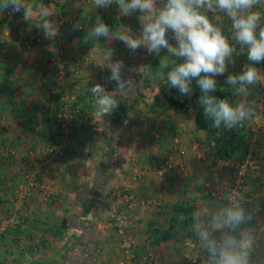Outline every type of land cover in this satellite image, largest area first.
Instances as JSON below:
<instances>
[{
  "label": "crops",
  "instance_id": "obj_1",
  "mask_svg": "<svg viewBox=\"0 0 264 264\" xmlns=\"http://www.w3.org/2000/svg\"><path fill=\"white\" fill-rule=\"evenodd\" d=\"M29 2L34 8L40 3L49 7L59 34L54 40L32 46V37L41 31L36 27L41 21L36 14L31 21L25 20L23 10L4 24L7 35L0 59V114H9L17 134L0 133V148L13 145L19 152L9 161H0V223L7 221L2 216L11 204L13 212L18 213L15 218H21V222L8 224L0 237V264H147L146 260L153 264H190L195 257L204 260L196 259L192 264H206L205 253L191 233L185 235L184 243L193 239L195 244L184 246L182 240L175 239L154 244L152 232L166 226L177 200H192L194 211L214 209L217 199L209 194L231 185L232 170L223 161L214 160L212 143L204 131L195 127L188 104L186 109L175 108L163 92L144 88L149 81L138 68L153 59L145 49L133 53L116 39L84 42L97 15L112 27L113 33H118L123 24L138 34L137 14L120 16L115 4L98 9L86 0ZM28 43L32 46L29 49ZM110 52L113 61L125 62L122 75L133 80L131 89L116 93L117 99L123 100L111 114L112 120L94 115V98L87 91L97 83L108 91L115 90V82L107 79L110 73L90 58ZM54 58L66 70L62 77L69 82L66 89L73 91L76 112L91 113L92 121L82 117L73 124L71 143L66 145L78 144L77 148L44 160L43 149L50 138L40 133L42 123L36 121L42 117L47 96L52 94L49 86L58 81L54 77ZM245 62L243 54L235 57L228 72L238 73ZM258 67L264 72L262 64ZM238 99L233 96V101ZM246 99L255 105V115L244 124L256 130L249 146L253 166L245 179V192L252 194V202L245 208L253 218L245 228L255 240L253 258L264 264V82L251 88ZM33 100L38 105L34 106ZM34 144V156L42 157L38 164L45 166L31 175L33 185L20 194L15 169L22 160L32 165L29 154L22 153H28L24 149ZM171 156L172 166L163 169ZM65 158L69 162H64ZM4 165L7 172L1 170ZM183 165L185 172L181 171ZM120 193L134 201L131 209L125 207L123 197L118 198ZM205 199L208 201L203 202ZM114 207L124 211L126 229L134 241L131 257L123 253L111 227L110 211Z\"/></svg>",
  "mask_w": 264,
  "mask_h": 264
},
{
  "label": "clouds",
  "instance_id": "obj_2",
  "mask_svg": "<svg viewBox=\"0 0 264 264\" xmlns=\"http://www.w3.org/2000/svg\"><path fill=\"white\" fill-rule=\"evenodd\" d=\"M98 9L116 5L120 16L137 14L139 33L129 25L121 24L113 33L103 18L96 16L87 30L84 42L116 39L135 53L146 50L147 55L160 58L154 69L150 64L141 65L146 76L151 77L153 87L157 81H166L169 89L191 98L199 90L197 103L211 126L230 131L245 122H251L255 105L248 99L250 89L264 82V72L258 67L264 64V0H93ZM23 10L24 19L31 21L36 14L41 21L38 27L46 39L54 40L59 25L51 18L49 7L40 3L34 8L29 0H0V12ZM77 29L79 25L75 26ZM166 54L161 56V52ZM90 54V53H89ZM88 54V56H89ZM243 54L246 62L238 73H229V65ZM163 57V58H162ZM96 65L107 70L109 81L115 82L114 91L97 83L87 91L94 98L95 114L111 115L132 88V79L122 73L123 60H112V52L106 56H91ZM170 61V62H169ZM181 61V62H178ZM237 101L220 98L218 76H225ZM195 85V87H194ZM216 194L213 193V196ZM215 208H203L193 213L188 231L194 235L205 253L206 264H259L253 258L255 240L245 228L252 214L243 205L238 192H223L215 200ZM184 222V217L179 218Z\"/></svg>",
  "mask_w": 264,
  "mask_h": 264
},
{
  "label": "trees",
  "instance_id": "obj_3",
  "mask_svg": "<svg viewBox=\"0 0 264 264\" xmlns=\"http://www.w3.org/2000/svg\"><path fill=\"white\" fill-rule=\"evenodd\" d=\"M165 54L166 53L164 51L161 52V56ZM150 65L154 69L153 71H155V69L160 65V58L153 56ZM262 65L264 66V64ZM226 75L227 74H225V76L217 77L218 91L216 95L220 98L227 97L230 100H233L230 87L224 85ZM146 79L151 83V77L147 76ZM155 87L163 92L165 99L175 108L186 109L187 104L190 106V108L193 110V121L195 127L198 130L204 131L207 134L209 141L212 143L210 149L215 161L237 162L246 158L249 152L250 141L252 139L251 127L243 124V126H237L230 131H226L223 128H214L211 126L212 122L205 118L202 113V109L197 103V98L199 96L198 89L195 90L191 98L185 97V99L182 101L171 95L172 93L170 94L166 91L168 88L166 81H157ZM170 90L172 92L177 91L176 89ZM46 99V102L43 103L44 110L42 112V117L40 118L41 121L39 119L36 121V123H42L40 133L51 137L55 127L54 124H57V122L53 120V117L59 115L58 110L61 105L60 95L56 93L50 94ZM194 212V203L192 200H177L171 207L166 226L164 228H155L153 230L152 242L157 244L160 242H167L172 239L177 241L182 240L188 232V228L191 223V217ZM181 216L184 217L183 223H181L179 220Z\"/></svg>",
  "mask_w": 264,
  "mask_h": 264
},
{
  "label": "rangeland",
  "instance_id": "obj_4",
  "mask_svg": "<svg viewBox=\"0 0 264 264\" xmlns=\"http://www.w3.org/2000/svg\"><path fill=\"white\" fill-rule=\"evenodd\" d=\"M65 72H66V70L64 68V72H63L64 75H63V77L65 76ZM54 73H55L54 77L58 78V81L55 84H51L49 86V89H50V91H51L52 94H55V93L58 94L59 93V95L62 96V100L60 101L61 102V105H60V108L58 110V112H59L58 114L59 115L53 117V120L56 121L57 124H54L55 127H54V130H53V135H51V137L48 136L50 138V143H49V145L46 146V148L43 149V147H42V149L44 151L42 157L44 158V160L45 159H50L52 156H55V155H56L55 157L64 156V154H65L66 151L67 152L72 151L73 150L72 148L75 147V146L77 148L78 144L75 145V146L74 145H68V144L66 145V143H68V141H69V143H71L70 142V140H71L70 139V135H72L73 124L75 122H77V120L79 118H82V117L86 121H89V122L92 121V114L91 113H86V112L82 113L81 111L76 112L75 109H77V104H76L75 100L71 98V95H72V92L73 91L70 92V91H68L66 89L69 86V82H67L62 76H60L56 70L54 71ZM149 87L151 89L156 88L157 90H159L157 87H153V85L150 82H149L148 86H145L144 88L145 89H148ZM69 89H70V87H69ZM52 90H53V92H52ZM167 91H169L170 93H172V95H174V97H176L179 100L181 99L182 101L184 100L183 98L186 97V96H181L180 97V95H178L179 94L178 91L172 92L169 88H167ZM47 95H49V94H47ZM34 101L35 100H33V102ZM81 104L82 103H80V105ZM33 105L34 106L38 105L37 104V101L34 102ZM87 107H85V108H87ZM94 115L97 116L96 114H94ZM98 118L105 119L106 117H99L98 116ZM107 118L110 119V120H112L113 117L111 115V116H107ZM99 121H101V120H99ZM12 123H13V120H11V118L9 117V114L7 112L2 111V113L0 114V130H1L0 133H2L3 135L4 134L6 135L7 133H10L13 136L15 134H17V133H15V131H13L14 129L11 127V125H13ZM62 123L65 124V125H63V127L61 126ZM52 127H53V125H52ZM57 129L60 130V133L57 132ZM20 131H21V129L19 130V132ZM85 131H88V129L87 130L85 129ZM89 131H91V130H89ZM78 134H82L83 135L82 132H80ZM88 134H90V133H85V135H88ZM35 147H37V144H34L33 146L29 147V149H24L26 151L28 150V153L27 152L26 153H22L23 156H24V154H29V158L31 159L32 165L27 166L25 164V161L26 160H22L21 161L22 163H21L20 167H17L18 166L17 165L16 166L17 169H15V175H16L15 181L16 180L17 181L19 180L18 182L16 181V185H17V187L20 188V194H22L23 193V190H25L26 188H30V184L33 185L32 183H34L33 182L34 180H33V178H32L31 175L33 173L37 172L38 170H40L41 168H43L45 166V165L38 164V160H42L43 158L41 157L39 159V157H35L36 156V154L34 153ZM0 149H1L0 154L2 156V159H0V161L1 160H4V159L9 161L10 159L13 158L14 154H17V152H19V150L18 151L14 150L13 145H8V146L2 145V148H0ZM55 157L52 158V159H55ZM2 162H4V161H2ZM31 162H29V163H31ZM64 162H69V160H66V158H65L64 159ZM1 168H2L1 169L2 171L7 172L5 165L4 166H1ZM215 169L218 170V167L217 168H211V171L212 170H215ZM44 170H45V168H44ZM181 171H184L185 172V166L184 165L181 168ZM202 201L205 202V201H208V200L205 199V200H202ZM12 207H13V204H11L8 208H6V210H4L5 216H2V219L9 220V219L13 218V219H18V221L21 222V218H15L17 216L16 214H18V213L13 212ZM84 211H85V213H88L89 212L88 208H85ZM116 214L117 215H121V217L124 218V216L122 215V214H124V211L123 210H121V211L118 210L117 207L112 208L111 211H110V219H111V223H112L111 224L112 225L111 227L112 228H115V232H116V234L118 236L117 226H116V223L114 222L115 221L114 220L115 219V216H113V215H116ZM123 220H124V222L126 224V219L124 218ZM1 221L2 220H0V222ZM126 226H127V224H126ZM7 229H6V231H7ZM6 231H5V233H6ZM187 234H190V232L188 231L186 233V235ZM131 239H132L131 245L133 247L134 241H133V238L132 237H131ZM117 240H118L119 245L121 246V244H120V237L119 236H118V239ZM186 240L193 241V239H186ZM180 243L183 244L184 243V240L182 239V242H180ZM191 244L192 243L190 242V245ZM183 245L184 246H187L188 244L184 243ZM197 245H199V244H197ZM182 248H183V246H182ZM131 253H132V248H131L130 255H131ZM194 255H196V254H194ZM195 259H197L198 261L204 260L203 257L202 258L195 257ZM123 264H125V262H123ZM190 264H192L191 261H190Z\"/></svg>",
  "mask_w": 264,
  "mask_h": 264
},
{
  "label": "built area",
  "instance_id": "obj_5",
  "mask_svg": "<svg viewBox=\"0 0 264 264\" xmlns=\"http://www.w3.org/2000/svg\"><path fill=\"white\" fill-rule=\"evenodd\" d=\"M88 2H90L91 4H94L93 0H86ZM19 12H12L11 10L6 11L4 13L0 12V59L2 56V51H3V45L5 42V35H7L6 31L4 30V24H6V20H14L16 19L19 15ZM59 18H62L61 15L58 16ZM69 22H71L70 20H67ZM72 23V22H71ZM80 28V26H79ZM44 40H47L43 34V31L41 30L40 32H38L37 34H34V36L32 37V46L35 44H39L41 42H43ZM61 41H64V38H61ZM30 42V43H31ZM28 43L27 44V48H31L32 46H30L31 44ZM52 61L54 62L57 72L60 76L64 75V68L61 64H58V61L56 62V58L52 59ZM63 125H65L64 123L61 124V126L63 127ZM256 128L255 127H251V131H252V136L255 133ZM57 132L60 133V130L57 129ZM173 157H169L167 158V160H165L164 165L162 166V168H170L172 166V159ZM225 163L226 166H228L232 172H233V181L231 183V185L225 189L224 191H211L210 192V196L216 198L217 200L220 199V196L223 192H238L240 193V195L243 197V205L244 207L249 205L252 202V194L251 193H246L245 192V184H246V176L248 175L249 171L251 170L252 166H253V162L251 159V155L250 152H248L247 156L245 159L241 160V161H237V162H232V161H223ZM213 193H215L216 195L213 196ZM118 197H123L125 199V203H126V208L131 209L134 201H132V199H129L128 196L125 193H120L118 195ZM115 216V223L117 226V232H118V236L120 237V244L122 247V251L124 254H126L127 256L131 257L132 254L130 255L131 252V248H132V239L131 236L127 233V229H126V224L124 222V218L121 217V215H113ZM18 219H9L4 223H0V237L2 235H4L8 224H13L15 225L16 223H18ZM190 242L192 243L191 245H194V241H190V240H186V244L190 245ZM192 263H196V259H191ZM147 264H153L152 261L146 260Z\"/></svg>",
  "mask_w": 264,
  "mask_h": 264
}]
</instances>
